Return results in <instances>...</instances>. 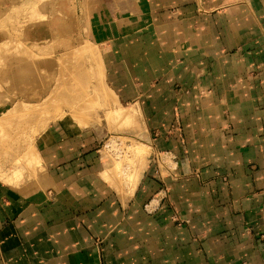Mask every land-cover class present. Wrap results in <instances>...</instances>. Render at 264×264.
<instances>
[{
  "label": "crops",
  "instance_id": "1",
  "mask_svg": "<svg viewBox=\"0 0 264 264\" xmlns=\"http://www.w3.org/2000/svg\"><path fill=\"white\" fill-rule=\"evenodd\" d=\"M141 3L105 77L152 160L121 192L98 127L47 146L71 173L34 198L0 181V264H264V0Z\"/></svg>",
  "mask_w": 264,
  "mask_h": 264
},
{
  "label": "rangeland",
  "instance_id": "2",
  "mask_svg": "<svg viewBox=\"0 0 264 264\" xmlns=\"http://www.w3.org/2000/svg\"><path fill=\"white\" fill-rule=\"evenodd\" d=\"M143 13L141 0H0V181L41 194L51 186L50 176L72 168L71 162L52 163L57 148L46 147L70 146L98 127L97 133L105 135L101 151H94L99 170L115 171L103 179L117 191H131L129 146L147 141L137 111L130 123L118 119V97L105 77L106 42L121 29L138 26L135 20ZM151 155L148 148L146 165Z\"/></svg>",
  "mask_w": 264,
  "mask_h": 264
},
{
  "label": "bare ground",
  "instance_id": "3",
  "mask_svg": "<svg viewBox=\"0 0 264 264\" xmlns=\"http://www.w3.org/2000/svg\"><path fill=\"white\" fill-rule=\"evenodd\" d=\"M16 32V31H15ZM23 52V51H22ZM92 55V54H91ZM91 55H89V56H91ZM97 55V54H96ZM99 55V54H98ZM100 56V55H99ZM98 56V57H99ZM101 57V56H100ZM95 59V58H94ZM98 59H100V58H98ZM98 62L100 61V60H97ZM97 61H95V62H97ZM103 61V60H102ZM100 64L101 63H99V65L97 66V72H102V70H101V66H100ZM102 64H104L103 62H102ZM104 67V66H103ZM102 67V68H103ZM104 69V68H103ZM110 93L113 95V93H114V91L112 90V89H110ZM115 94V93H114ZM115 96V95H114ZM83 98L85 99V97H83L82 96V98H81V100H83ZM85 101H86V103L87 104H89L90 102L89 101H87L86 99H85ZM82 102V101H81ZM83 103V102H82ZM115 103H116V105H117V108H116V113H117V116H118V119L119 120H124V122L125 121H128L129 123L133 120V118L135 117V112H136V109L135 108H130V109H132V111H130V110H128V109H126L125 107H123V105H122V103L119 101V99H117V98H115ZM83 104H85V103H83ZM87 104H85L86 106H88V110H89V112H90V105H87ZM84 109V108H83ZM81 110L82 112L84 111V110ZM80 110V109H79ZM138 110V109H137ZM76 111V113H77V111L78 110H75ZM75 113V112H74ZM79 113V112H78ZM85 113V112H84ZM137 113V112H136ZM80 114V113H79ZM75 115V114H74ZM77 117H79V115H77ZM80 118V117H79ZM81 119V118H80ZM80 119H79V121H80ZM83 119V118H82ZM86 118H84L83 120H85ZM77 120V124L79 123L78 122V119H76ZM82 120V121H83ZM87 120H89L88 118H87ZM81 121V122H82ZM136 123V122H135ZM83 124V123H82ZM81 124V125H82ZM80 125V126H81ZM85 126V125H84ZM88 127V126H87ZM85 128V127H84ZM136 145L135 146H133V145H131V146H129L130 147V149H129V151H133V153L132 154H130V155H128L129 156V158L131 159L130 160V163L132 164V165H130V172H129V174H127L126 175V182H127V187H128V185H130L131 186V188L130 187H128V188H130V189H132V188H134V187H136L137 186V184H138V181H139V179H140V177H141V174H142V172H143V169H144V167H145V165H146V159H145V154H146V152H147V150H148V148H149V146L146 144V143H143V142H140V141H138V140H136ZM132 148V149H131ZM10 151V150H9ZM39 152V151H38ZM36 154H38V153H36ZM39 155V154H38ZM37 156V155H36ZM38 158L39 159H41L40 158V156H38ZM30 159V158H29ZM38 159V160H39ZM36 161H37V158H36ZM41 161V160H40ZM29 163V162H28ZM27 163V164H28ZM41 163V162H40ZM39 166H41L42 167V165H39ZM45 167V166H44ZM43 167V168H44ZM118 166H115V170H116V168H117ZM46 168V167H45ZM110 169V168H109ZM109 169L108 170H104V171H102V175L104 176V177H106V176H114L113 174V172H115V171H109ZM43 170H45V169H43ZM114 170V169H113ZM41 172H42V170H41ZM119 172V171H118ZM2 177V176H1ZM0 180H1V178H0ZM3 180H5V179H3ZM108 180H109V178H108ZM6 181H8L7 179H6ZM22 193H23V195H26V196H28V197H31V198H34L35 197V194H31V193H33V192H25V191H21ZM36 192V191H35ZM121 192H124V191H121Z\"/></svg>",
  "mask_w": 264,
  "mask_h": 264
}]
</instances>
